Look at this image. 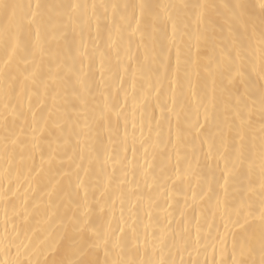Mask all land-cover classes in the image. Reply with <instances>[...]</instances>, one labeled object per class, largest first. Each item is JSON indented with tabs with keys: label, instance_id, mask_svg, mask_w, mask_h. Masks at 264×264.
Wrapping results in <instances>:
<instances>
[{
	"label": "snow or ice",
	"instance_id": "1",
	"mask_svg": "<svg viewBox=\"0 0 264 264\" xmlns=\"http://www.w3.org/2000/svg\"><path fill=\"white\" fill-rule=\"evenodd\" d=\"M0 264H264V0H0Z\"/></svg>",
	"mask_w": 264,
	"mask_h": 264
}]
</instances>
